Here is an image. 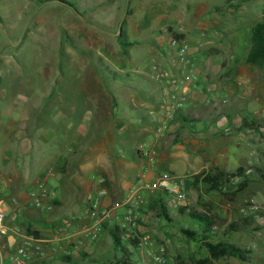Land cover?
<instances>
[{"label": "rangeland", "instance_id": "1", "mask_svg": "<svg viewBox=\"0 0 264 264\" xmlns=\"http://www.w3.org/2000/svg\"><path fill=\"white\" fill-rule=\"evenodd\" d=\"M65 1L68 4L45 0H0V156L2 149H9L28 155L30 161H47L43 175L48 179L56 173L49 169L53 160L64 156L68 163L59 172L67 178L73 177L71 175L75 178L79 174L76 168L81 163H88L90 167L89 172L80 174L86 182L94 175L105 176V168L111 171L112 166L107 161L113 155V148L119 154H124V150L128 154L138 137L130 134L126 149L120 145L114 146L113 131H117L116 128L112 131L111 126L117 118L116 107L120 106L123 111L119 114L120 119L126 120L125 112L132 113L129 103L134 105L139 94L145 96L147 92L152 95L149 89L155 86L152 80L145 85L144 79L134 77L131 59L141 63L137 67L141 72L150 73V67L156 71V75L168 70L165 69L166 64L160 66L164 65L161 59L152 57L144 45L145 33L152 28V18L161 13L163 18L168 17L170 29L180 27L188 33L189 36L185 35L189 37L190 44L206 42V51H219L211 44L212 40L217 44L221 41L219 29L232 31L238 44L226 47L225 57L227 65L234 60L241 67L236 73L241 77V82L237 86L239 96L234 98L231 106L251 118L250 121L264 124V72L246 62L251 48L252 27L264 18V0ZM213 28L217 29V34L213 33ZM206 30L207 34L204 35ZM125 42L133 43V54L123 51L122 44ZM100 67L109 73L103 74ZM114 75L121 77L115 80ZM126 80H133L131 86L125 85L130 83ZM142 100L143 97L138 106L142 105ZM12 110L21 113L20 120L13 125L4 120L6 112ZM88 119L89 130L82 135L80 129ZM17 136L21 142L25 138V142L5 146L12 137ZM42 139L47 142L44 143ZM27 164L23 162L22 167L26 168ZM261 169L264 167L258 170L254 168V175ZM114 170L116 172L117 169ZM262 172L260 176H263ZM162 174L160 172L157 177ZM1 175L0 172V185L3 184ZM107 178L114 182L113 175ZM258 180L264 183L262 178ZM185 181L189 203L183 205L181 210L170 207L171 198L164 190L155 193L143 191L141 195L145 204L135 209L140 218L135 227L123 225L125 222L121 219L130 208L123 206L116 213L120 219L106 222L89 250L79 249L76 254L61 251L50 258L34 254L33 263L116 264L124 259L131 264H192V259H203L207 252L199 243L190 241L182 230L200 231L191 218L196 212L220 215V211H223L225 221H243L244 217L239 215L235 220L233 215L239 214L241 207L249 205L247 194H233L235 179L225 187L228 195L213 194L216 198L213 196L202 204L201 192H206V189L197 190L196 186L200 185H195L194 178ZM130 193H111L115 199H109L110 203L104 202V206L125 203ZM66 194L70 197L73 195L72 191H66ZM77 195L69 200H75ZM159 195H164L169 220L161 217L157 208L150 207ZM81 196V204L86 206L89 213L90 202L96 194L90 198L89 194L83 192ZM2 198L4 194L0 189ZM77 206L75 204L74 209ZM117 226L124 229L123 239L130 250L129 258L115 250L111 231ZM223 226L219 225L220 230L214 240L230 242L251 251L252 260L242 262L228 258L215 264H264V226L255 222L238 232H230L228 226L223 230ZM35 234L40 238L37 232ZM131 239L138 242L136 247L130 245ZM43 250H46V244Z\"/></svg>", "mask_w": 264, "mask_h": 264}, {"label": "crops", "instance_id": "2", "mask_svg": "<svg viewBox=\"0 0 264 264\" xmlns=\"http://www.w3.org/2000/svg\"><path fill=\"white\" fill-rule=\"evenodd\" d=\"M167 18H163L162 13L160 16L152 18V28L145 33L144 45L150 50L152 57L161 59L160 61L164 65L160 66L164 67L166 64L167 68L165 69L168 70L163 74L158 72L159 75H156V71H152L151 67L150 73L141 72L137 68L141 63L137 61L136 63L131 59L134 77L144 79L145 85L152 80L155 86L149 89L150 93H153L152 95L146 91L145 96L138 93L140 97L135 100L136 103L134 105L129 103L132 113L125 112L126 120L120 119L119 114L123 111L120 110V106L116 107L117 118L111 126L112 131L115 128L117 131H113L114 146L120 145L126 149L130 134L138 137L133 149L128 150V154L125 150L124 154H119L113 148V155L107 161L112 166V168L108 166L111 171L105 168L103 170L105 176L96 175L104 178L110 177V175L114 176V182L107 180L109 195L108 198H105L104 202L106 203H110L112 198L115 199L110 195L111 193L117 192L120 195H126L141 181L152 185V182L157 181L160 172H170L182 179H187L214 170L234 173L241 167H244L246 171L250 168L258 170L264 167V138L258 133L249 131V128L243 127L244 122L250 121L251 118L231 106L234 98L239 96L237 86L241 82V77L236 73L241 67H238L234 60H231L227 65L224 50L226 47L238 44L236 37L230 29H219L221 30L218 33L221 41L218 44L215 40L211 41V44L219 48V51L212 49L206 51L204 48L206 42H201L198 45L190 44L187 39L189 38L188 33L182 31L180 27L174 30L170 29ZM205 32L207 30L203 32L204 35L207 34ZM217 32V29L213 28V33L217 34ZM174 34L184 35V39L177 40L184 41L188 45V58L198 76L196 88L183 81L185 68L173 65L171 62L176 56L175 47L172 45V41L175 39ZM214 34L212 36L217 37ZM127 49V54H133L134 46H127ZM145 75L146 78H144ZM119 77L121 76L116 75L115 80ZM128 82L130 83L127 86H131L133 80ZM135 89L138 92L136 87ZM174 93L177 94V100L180 99L183 103V108L177 117L171 119L167 116V111L175 103L173 101ZM142 97L144 101L142 100V105L138 106ZM146 113L150 117H147ZM90 114H92L91 111L89 119ZM4 118L7 124L13 125L20 120L21 113L15 110L8 111ZM89 119L83 123L80 129L82 135L89 130ZM228 128L232 130L231 133H225V129ZM22 140L25 142V138ZM42 140L44 143L47 142H45L46 139ZM23 142L19 136L12 137L5 146H17ZM143 145L147 150L149 149V157L144 156L139 150L144 148ZM19 162L29 164L23 168ZM40 162L39 160L30 161L26 154L2 149L0 172L3 184L0 185V189L3 190L4 198L2 199L6 201L9 212L17 213L22 225L32 227L40 238L48 241L45 243L46 250L44 252L48 258L61 251L76 254L79 249L89 250L91 243L87 242L82 231V227L89 224V213L86 206L81 204V194L87 193L91 198L94 194L97 195L98 186L94 182L93 176L88 182L80 176V174L90 171L88 163H81L76 168L79 176L74 178V175H71L73 177L67 178L59 172L61 167L68 163L66 156L53 160V165L49 169L55 170L56 173L51 178L49 177L46 187L49 192L54 194L55 201H53V210L48 211L37 209L31 197V193H37L44 184L43 168L47 161L46 163ZM114 168L117 169L116 172ZM262 171V175H264V169ZM256 177L242 193L247 194L246 201L248 203L255 202L264 209V183H259V177ZM256 184L258 187H251ZM203 188L202 184L196 186L197 190L203 191ZM66 191H72L71 197L78 194L77 198L69 200L71 197L66 194ZM144 191L155 193L157 190L145 189ZM201 193V203L205 204L213 196L216 198V195L213 194L218 192ZM75 204L79 205L76 209H74ZM234 214L235 220H238L239 214ZM203 215L218 216L224 219L223 211H220V215L212 213ZM64 220L72 222L71 237L65 236L61 231V223ZM229 223L228 221L223 228H226ZM218 232L213 233L212 227L213 240ZM31 264H34L33 261Z\"/></svg>", "mask_w": 264, "mask_h": 264}, {"label": "built area", "instance_id": "3", "mask_svg": "<svg viewBox=\"0 0 264 264\" xmlns=\"http://www.w3.org/2000/svg\"><path fill=\"white\" fill-rule=\"evenodd\" d=\"M172 45L175 47L176 56L172 59L173 65H179L185 68L183 81L191 84L194 88L198 86V76L195 69L191 65L188 58V45L181 40L174 39ZM173 101L175 102L169 107L167 116L174 119L183 108V103L177 100V94H173ZM260 134L264 137V124H261L259 130H249ZM230 128L225 129V133H231ZM141 152L144 156L149 157L150 151L142 148ZM247 176L254 175L253 169H247L245 172ZM239 179V178H238ZM237 179V180H238ZM93 180L98 186L97 195L91 200L89 206V224L82 227L83 234L86 236L88 243L97 240L100 231L104 228V224L112 219L119 220L120 217L116 214L117 210L123 206H130L127 214L121 219L125 222L123 225L135 227L140 218L135 213V209L140 208L145 204L141 193L145 189L150 190H164L166 195L171 198L172 209L179 211L183 205L189 203V197L186 193V181L170 172H164L157 178V181L152 185H147L145 181H141L131 191L125 203H117L112 207L104 206V199L109 195L108 182L103 176H93ZM48 178L44 179V184L40 190L31 193L37 209L53 210V201H55L54 194L49 192L46 187ZM4 200L0 199V264H31L34 254L44 255L43 246L46 242L42 238H38L33 233L27 232V225H22L19 215L17 213H10ZM239 215L244 218H254L255 222L264 226V209L257 203L250 202L248 206L239 209ZM72 222L64 220L61 223V231L65 236L71 237ZM226 228H223V230ZM220 230L219 226H213V233ZM125 239V238H124Z\"/></svg>", "mask_w": 264, "mask_h": 264}, {"label": "trees", "instance_id": "4", "mask_svg": "<svg viewBox=\"0 0 264 264\" xmlns=\"http://www.w3.org/2000/svg\"><path fill=\"white\" fill-rule=\"evenodd\" d=\"M45 2H61L63 4H68L65 0H45ZM175 39H184V35L174 34ZM251 48L247 55L246 62L249 65L258 67L264 72V18L257 22L251 30ZM123 43V51L127 54V47L131 46L133 43ZM103 74L109 72L106 71L104 67H100ZM115 77V75H114ZM117 79V78H116ZM123 79V78H122ZM129 81V80H126ZM128 85V83H126ZM261 124L256 121H245L243 127L249 128L250 130H259ZM246 169L244 167L239 168L234 173H225L219 170L210 171L207 173H201L194 177L195 185L202 184L206 189L207 193L218 192L221 195H228L225 191V187L228 186L235 179L239 178L237 182L233 185L235 191L233 194H239L244 192L254 178L258 176L262 181H264V175L260 176L257 172L254 176H247L245 174ZM257 178V177H256ZM166 194V193H165ZM151 208H157L160 211V216L166 220L170 219V213L168 205L165 202L164 195H159L158 198L150 205ZM182 209V208H181ZM180 209V210H181ZM198 224L200 231L183 229L182 233L190 240L199 243L200 247L207 252V256L203 259H192V264H215L218 261L228 258H235L242 262H249L251 260L252 252L249 250L242 249L237 245L226 242V241H214L212 238V227L215 225H225L227 221L218 216H204L199 213H195L191 217ZM254 218H245L243 221H236L228 224V229L230 232H238L245 229L248 225L254 224ZM28 233H33L32 227L28 226ZM111 235L114 242V247L117 252L126 254L130 257V250L125 246V241L123 239L124 229L120 227H115L111 231ZM130 245L137 246L138 242L135 239H131ZM128 257V258H129ZM116 264H131L130 261L119 260Z\"/></svg>", "mask_w": 264, "mask_h": 264}]
</instances>
